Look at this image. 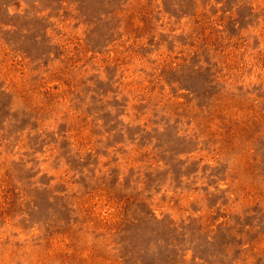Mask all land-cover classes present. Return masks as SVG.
I'll list each match as a JSON object with an SVG mask.
<instances>
[{
    "label": "rangeland",
    "instance_id": "obj_1",
    "mask_svg": "<svg viewBox=\"0 0 264 264\" xmlns=\"http://www.w3.org/2000/svg\"><path fill=\"white\" fill-rule=\"evenodd\" d=\"M0 264H264V0H0Z\"/></svg>",
    "mask_w": 264,
    "mask_h": 264
}]
</instances>
